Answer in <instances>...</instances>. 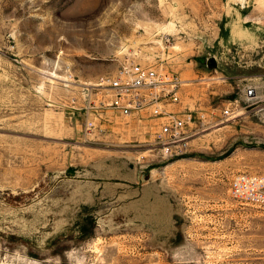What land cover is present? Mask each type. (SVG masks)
<instances>
[{"label":"rangeland","instance_id":"rangeland-1","mask_svg":"<svg viewBox=\"0 0 264 264\" xmlns=\"http://www.w3.org/2000/svg\"><path fill=\"white\" fill-rule=\"evenodd\" d=\"M131 62L183 81L184 156L87 109ZM240 173L264 175V0H0V264H264Z\"/></svg>","mask_w":264,"mask_h":264},{"label":"built area","instance_id":"built-area-1","mask_svg":"<svg viewBox=\"0 0 264 264\" xmlns=\"http://www.w3.org/2000/svg\"><path fill=\"white\" fill-rule=\"evenodd\" d=\"M183 85L170 72L131 62L122 65L113 78L102 77L88 87L87 109L96 111L99 119L109 109L123 117H152L158 129L151 151L161 158L181 157L190 149L193 131L197 132V112L175 109ZM230 191L237 201L264 208V175L240 173L232 180Z\"/></svg>","mask_w":264,"mask_h":264}]
</instances>
